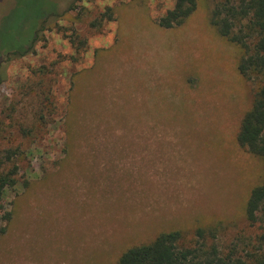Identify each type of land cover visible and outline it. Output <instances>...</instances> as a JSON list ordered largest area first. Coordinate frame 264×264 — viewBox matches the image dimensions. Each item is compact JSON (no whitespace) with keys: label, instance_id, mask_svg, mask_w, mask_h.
Instances as JSON below:
<instances>
[{"label":"rangeland","instance_id":"1","mask_svg":"<svg viewBox=\"0 0 264 264\" xmlns=\"http://www.w3.org/2000/svg\"><path fill=\"white\" fill-rule=\"evenodd\" d=\"M217 1L164 28L175 0H0V175L18 179L0 264H117L201 226L264 252L245 215L264 158L237 140L258 84L210 22Z\"/></svg>","mask_w":264,"mask_h":264},{"label":"trees","instance_id":"2","mask_svg":"<svg viewBox=\"0 0 264 264\" xmlns=\"http://www.w3.org/2000/svg\"><path fill=\"white\" fill-rule=\"evenodd\" d=\"M200 1L175 0L174 7L159 18V25L172 28L183 24ZM54 5L47 16L54 11ZM39 19L32 25L34 30ZM210 22L221 37L239 47V73L258 84L252 105L241 118L237 140L251 153L264 158V0H218L211 11ZM32 35L30 38L35 39L37 32ZM17 46L19 49L14 54L24 55L30 51L21 49L20 44ZM17 183L13 170L0 175V211H3L2 220L6 221L0 226V236L6 232L12 218L11 210L3 205L4 197ZM245 215L249 223L264 226V183L252 188ZM216 231V227H197L193 239L186 243L181 230L162 232L149 243L128 248L117 264H264V252L243 254L236 245L222 248L215 240Z\"/></svg>","mask_w":264,"mask_h":264}]
</instances>
